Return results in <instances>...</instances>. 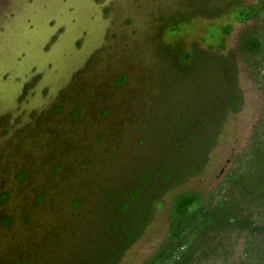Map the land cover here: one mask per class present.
Here are the masks:
<instances>
[{"label":"rangeland","instance_id":"obj_1","mask_svg":"<svg viewBox=\"0 0 264 264\" xmlns=\"http://www.w3.org/2000/svg\"><path fill=\"white\" fill-rule=\"evenodd\" d=\"M255 2L244 0L245 4ZM190 4V0H0V264H6L4 251L20 235L35 237L41 246L33 257L36 262L30 264L58 262L57 253L50 248L64 247L62 228L57 226L54 231L49 227L45 236L41 232L45 230L39 227V223L48 224L41 217H51L52 206L44 208V202L38 201L49 183L61 182L67 190L70 179L91 175L95 167L90 169L87 163L108 170L110 156L124 159L117 161L116 171L125 174L129 163L137 159L172 154L174 140L178 142L176 152L182 143L188 146L187 153H194L190 146L195 138L188 128L183 139H179L180 131L172 128L171 136L165 134L156 140L149 124L157 114L156 110L152 113V94L162 100L154 86L158 71L149 37L154 26L161 23L157 20L160 14L187 9ZM190 12L194 13L192 8ZM226 19L227 15L219 21L225 23ZM208 22L201 14L190 22H180L183 28L179 37L186 48L194 41L200 42ZM189 24L192 28L185 29ZM244 26L235 24L226 50L236 46ZM171 27L161 33V42H173L168 37ZM239 69L240 107L228 112L215 144L204 157L205 165L159 200L162 205L155 206L154 218L118 264H142L160 246L167 234L168 210L177 192L196 189L207 198L235 164V157L258 119L261 104L260 91L241 64ZM79 71L82 72L78 74ZM122 73L130 80L118 85L117 78ZM106 110L110 112L106 114ZM77 142L81 144L78 150L73 146ZM108 147L110 151H104ZM178 154L173 155L171 166L184 163L181 150ZM22 172L28 173L25 179L20 178ZM185 173L188 174L175 176L180 178ZM4 193L8 196L2 201ZM74 197H68L66 207L72 206ZM10 216L12 222L5 225L3 222ZM10 257L24 264L23 257Z\"/></svg>","mask_w":264,"mask_h":264},{"label":"trees","instance_id":"obj_2","mask_svg":"<svg viewBox=\"0 0 264 264\" xmlns=\"http://www.w3.org/2000/svg\"><path fill=\"white\" fill-rule=\"evenodd\" d=\"M190 1L194 13L190 12V6L164 11L157 19L161 23L154 26L149 37L155 54L153 64L158 71L154 86L162 97L158 100L152 94V113L156 110L157 114L149 124L156 140L165 134L171 136L172 128L179 130V139H183L188 128L195 138L190 146L194 153H187L188 146L179 143L180 158L186 163L171 166L173 155H179L180 151L176 152L178 142L174 140L172 154L162 159L160 155L152 157L153 154L137 159L129 163L125 174L116 171L117 161L124 159L114 160L110 156L106 163L108 170L87 163L86 167H95L91 175L85 173L78 179H70L67 190L61 182L49 183L48 189L52 191L43 190L45 194L38 201L44 202V208L52 206V218L41 217L48 224L39 223V227H43L45 231L41 232L46 236L49 227L56 231L59 226L66 243L64 247L50 248L57 253L58 262L48 260V264L120 262L154 218L156 207L162 205L159 200L205 165L204 157L215 144L228 112L238 111L242 100L237 85L239 64L260 91L259 116L251 134L220 187L209 197H202L196 189L174 195L167 214L166 237L142 264H264V0L247 4L244 0ZM196 14L210 22L205 25L200 42L194 41L186 48L184 39L179 37L183 28L180 22H190ZM225 15L227 21H219ZM236 23L245 26L237 35L236 46L226 50L227 38ZM171 25L168 37L173 42H161V33ZM191 28V24L185 26ZM128 80L127 74L122 73L117 84L124 85ZM182 112L187 115V126ZM80 145L77 142L73 146L78 150ZM83 146L86 148L84 143ZM110 148L104 151L109 152ZM195 163L199 165L193 169ZM183 172L188 174L183 176ZM27 176V172H22L20 178ZM71 195L75 196L72 206L66 207ZM7 196L4 193L1 200L5 201ZM11 222L10 216L3 223ZM14 240L4 251L3 261L17 264L16 256L23 257L24 264L36 262L33 257L41 249L38 240L30 235L25 238L20 235Z\"/></svg>","mask_w":264,"mask_h":264}]
</instances>
